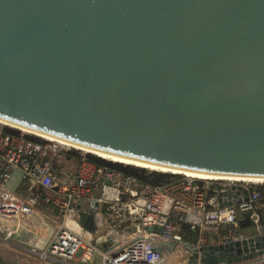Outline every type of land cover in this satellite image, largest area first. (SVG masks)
<instances>
[{"label": "water", "instance_id": "95a60500", "mask_svg": "<svg viewBox=\"0 0 264 264\" xmlns=\"http://www.w3.org/2000/svg\"><path fill=\"white\" fill-rule=\"evenodd\" d=\"M0 119L106 154L264 178V0H0ZM232 184L219 207L247 201ZM93 230V215L79 213ZM188 246L264 264L257 229Z\"/></svg>", "mask_w": 264, "mask_h": 264}, {"label": "built area", "instance_id": "2783aa9c", "mask_svg": "<svg viewBox=\"0 0 264 264\" xmlns=\"http://www.w3.org/2000/svg\"><path fill=\"white\" fill-rule=\"evenodd\" d=\"M16 131L0 125V236L26 232L43 240V252L32 249L42 259L68 263L81 249L82 262L97 254L100 264H174L166 263V249L173 262L192 258L189 245L197 250L213 235L218 242L233 237L243 215L253 230L261 229L257 210L264 188L257 186L263 183L171 174L149 184L100 164L94 155ZM14 170L24 181L15 193L5 187ZM232 184L247 190V201L219 207L217 195ZM80 212L93 215L91 232L79 223ZM182 225L193 232L191 240L182 236ZM188 264L202 263L195 257Z\"/></svg>", "mask_w": 264, "mask_h": 264}, {"label": "crops", "instance_id": "0c3cea01", "mask_svg": "<svg viewBox=\"0 0 264 264\" xmlns=\"http://www.w3.org/2000/svg\"><path fill=\"white\" fill-rule=\"evenodd\" d=\"M260 216V231L264 233V201L258 205ZM254 226L241 229L243 233L253 230ZM33 237L31 234L21 232L13 234L7 239L0 236V264H100L99 255L95 254L91 260L82 262L81 256L68 263H62L55 258L42 259L38 253L44 251L43 240ZM35 248L38 253H33ZM99 258L96 260L95 256Z\"/></svg>", "mask_w": 264, "mask_h": 264}, {"label": "bare ground", "instance_id": "6f19581e", "mask_svg": "<svg viewBox=\"0 0 264 264\" xmlns=\"http://www.w3.org/2000/svg\"><path fill=\"white\" fill-rule=\"evenodd\" d=\"M0 124H3L5 126L8 125V126H11L13 128L22 130L23 133L28 134V135L33 134L34 136H37V137L42 138V139L60 142V143L66 145L68 147H71V148L76 149L78 151H81L83 153L91 154V155L97 156L99 158L108 160L110 162L120 163L123 165H132V166H136V167L147 168V169H150L153 171H158V172H168L171 174H180V175H184V176L194 178V179H198V180H218V181L232 180L233 182L264 183V178L204 174V173H196V172H190V171H185V170H180V169H174V168H168V167L143 163V162L127 159V158H122V157L106 154V153L99 152L96 150H92L89 148H85V147H82V146H79V145H76V144H73L70 142H66V141H63V140H60V139H57L54 137H50V136L35 132V131H31V130H28V129H25L22 127H18L12 123L3 121L1 119H0ZM189 250L191 251L192 249L189 248ZM164 254L167 256L166 263L188 264V263H190L191 260H194V257L190 258L189 255H186V256H184V258L175 259V261L173 262L170 258V255L172 254V251L170 249H166L164 251Z\"/></svg>", "mask_w": 264, "mask_h": 264}, {"label": "trees", "instance_id": "16d2710c", "mask_svg": "<svg viewBox=\"0 0 264 264\" xmlns=\"http://www.w3.org/2000/svg\"><path fill=\"white\" fill-rule=\"evenodd\" d=\"M5 129L10 130L9 128H5ZM16 132L19 133V131ZM26 137L30 139H37L33 136H28V135H26ZM92 159L98 161L100 164L108 165L113 167L114 169L123 171L126 174L134 175L139 179H141V181L147 182L149 184H157L159 182H162L171 175L170 173H159L156 171L148 172L144 168H136L130 165H123L120 163L110 162L95 156L92 157ZM257 188H264V183L260 186H257ZM251 225H252V221L250 220L249 216L247 214L243 215L242 219L239 221V228L244 229L250 227ZM180 232L186 240H191L194 236L193 232L188 230V228L185 225H182V227H180Z\"/></svg>", "mask_w": 264, "mask_h": 264}, {"label": "rangeland", "instance_id": "374dc122", "mask_svg": "<svg viewBox=\"0 0 264 264\" xmlns=\"http://www.w3.org/2000/svg\"><path fill=\"white\" fill-rule=\"evenodd\" d=\"M0 125H3V124H0ZM6 126H8V125H6ZM9 127H11V126H9ZM18 131H22V130H19L18 129ZM29 135H31V134H29ZM33 135V134H32ZM34 136V135H33ZM97 157V156H96ZM108 161V160H107ZM130 166H132V165H130ZM133 167H136V166H133ZM136 168H142V167H136ZM144 169H146L148 172H153V170H150V169H147V168H144ZM156 172H158V171H156ZM159 173H168V172H159ZM171 174V173H170ZM222 181H224V180H222ZM225 181H230V182H233L232 180H225ZM24 184V181H22V173L19 171V170H14L13 172H12V176H11V178H10V180L5 184V187H6V189L7 190H9V191H11V192H13V193H15V192H18L19 191V189H18V187L19 186H22ZM22 190H20V192H21ZM40 208L41 209H43V211H47V207L46 206H40ZM264 224V223H263ZM35 239V238H34ZM81 253H82V250L81 249H78V251H77V253H76V257L77 258H79L80 256H81ZM99 257L96 255L95 256V259L97 260Z\"/></svg>", "mask_w": 264, "mask_h": 264}]
</instances>
